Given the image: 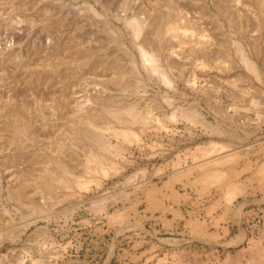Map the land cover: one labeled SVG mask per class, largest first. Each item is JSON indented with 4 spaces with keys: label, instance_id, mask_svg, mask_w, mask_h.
I'll list each match as a JSON object with an SVG mask.
<instances>
[{
    "label": "rangeland",
    "instance_id": "374dc122",
    "mask_svg": "<svg viewBox=\"0 0 264 264\" xmlns=\"http://www.w3.org/2000/svg\"><path fill=\"white\" fill-rule=\"evenodd\" d=\"M228 1L0 0V264H264V0ZM148 9L180 34L140 41L126 19ZM188 17L217 34L204 41L217 60L201 66L181 41L196 34ZM143 47L173 84L142 65ZM43 73L60 82L41 95Z\"/></svg>",
    "mask_w": 264,
    "mask_h": 264
},
{
    "label": "bare ground",
    "instance_id": "6f19581e",
    "mask_svg": "<svg viewBox=\"0 0 264 264\" xmlns=\"http://www.w3.org/2000/svg\"><path fill=\"white\" fill-rule=\"evenodd\" d=\"M98 2H101V0H97ZM202 1V0H201ZM213 1V3H214V5L216 6V8L219 10V11H227V9H226V3H225V0H212ZM227 1V0H226ZM232 1V0H231ZM230 0L228 1V2H231ZM113 2V1H112ZM183 2V1H182ZM233 2V1H232ZM176 3V2H175ZM179 2H177V4H178ZM233 3H235V2H233ZM93 4V3H92ZM159 4V3H158ZM173 4V3H172ZM203 4V3H202ZM95 5V4H94ZM143 5V4H142ZM174 5V4H173ZM176 5V4H175ZM182 5V4H181ZM197 5V4H196ZM160 6V5H159ZM158 6V7H159ZM180 6V5H179ZM193 6V5H192ZM204 6H206L205 4H204ZM91 7L96 11V9L97 8H95V6H93V5H91ZM160 7H162V6H160ZM173 7V6H172ZM176 7V6H175ZM185 7V6H184ZM196 7V6H195ZM153 8V7H152ZM151 8V9H152ZM168 8V7H167ZM174 8V7H173ZM180 8V7H179ZM204 8V7H203ZM141 9V8H140ZM163 9H165V8H163ZM169 9V8H168ZM172 9V8H171ZM170 9V10H171ZM180 9H182V8H180ZM207 10H208V12L210 11V9L209 8H206ZM233 9V8H232ZM237 9V8H236ZM90 10H91V8H90ZM158 10V9H157ZM192 10H193V8H192ZM99 11V10H98ZM142 11V10H141ZM159 11V10H158ZM165 11V10H164ZM163 11V12H164ZM169 11V10H168ZM174 11V10H173ZM177 11V10H176ZM181 11V10H180ZM186 11V10H185ZM194 11V10H193ZM202 11V10H201ZM143 12V14L141 15L140 14V11H137V13H135L136 15H132L131 16V14L129 15V17L130 18H124L123 20H125L126 19V21L128 22V24L132 27V29L134 30V35H135V37L136 36H138V37H141L142 38V40H140V41H146V38L147 37H149V32L151 31H153L156 27L158 28V30H160V29H164V31H172V32H174L175 31V33H174V35L175 36H177V35H179L180 34V32L179 31H181V26H179L180 25V22H178V24H176V23H174V21L173 22H171V23H168V24H166V26L164 27L163 25L165 24V22H166V19H168L169 17H167V16H165V17H163L162 15H159L155 10L153 11V10H150V9H148V10H143L142 11ZM178 12V11H177ZM183 13V12H182ZM186 13V12H185ZM184 13V14H185ZM173 14H176V13H173ZM201 14V13H200ZM213 16H216L217 17V15L216 14H214L213 12L211 13ZM235 14V13H234ZM233 14V15H234ZM165 15V14H164ZM193 15L195 16V13H193ZM187 16H189V15H187ZM187 16H184V17H187ZM197 16V15H196ZM202 16H203V14H202ZM209 17V16H208ZM173 18H174V16H173ZM198 18H199V15H198ZM197 18V19H198ZM175 19V18H174ZM182 19V18H181ZM185 20H187V23H186V25H190V26H193L194 27V31H196V34H195V37L194 36H192L193 38H189V39H181V41H194V42H191V44H193L194 45V47H195V49H194V51H195V53L198 55V56H200L201 57V66H204V65H206L207 63H208V59L210 58V57H212V58H214V59H218V57H219V51H218V48H216V49H211L208 45H206V43L204 42V41H208V39H210L209 41H216V40H213L212 39V37L211 36H209V35H211L212 34V32H213V30L211 31V34H209L208 35V33L207 32H204V33H202L201 32V21H199V20H196L195 21V19H192L191 17L189 18H184ZM200 19V18H199ZM214 19H215V17H214ZM213 20V19H212ZM206 21V20H205ZM216 22L215 23H218V20H215ZM17 22V21H16ZM210 22V21H209ZM221 22V21H220ZM245 22V21H244ZM206 23V22H205ZM127 24V23H126ZM162 24V25H161ZM183 23H181V25H182ZM204 24V23H203ZM219 24V23H218ZM12 25V24H11ZM183 25H185V24H183ZM207 25V24H206ZM213 25V24H212ZM160 26H163V27H161L160 28ZM208 26V25H207ZM210 26V25H209ZM218 26V25H217ZM203 27H204V25H203ZM213 27V26H212ZM156 28V29H157ZM205 28H206V26H205ZM210 28V27H209ZM220 29V28H219ZM149 30V31H148ZM221 32V31H220ZM5 34V33H4ZM7 34V33H6ZM5 34V35H6ZM144 34V35H143ZM186 34V33H185ZM223 34V33H222ZM165 35V34H164ZM171 35V34H170ZM206 36V37H204V36ZM212 35H215L214 33L212 34ZM217 35V34H216ZM215 35V36H216ZM221 36V35H220ZM229 36V35H228ZM157 37V36H156ZM170 37V36H169ZM218 37V36H217ZM254 37V36H253ZM153 38V37H152ZM167 38H168V36H167ZM187 38H188V36H187ZM224 38V37H223ZM231 38V37H230ZM154 39V38H153ZM161 39V38H160ZM171 39H172V37H171ZM170 39V40H171ZM205 39H207V40H205ZM215 39V38H214ZM155 40V39H154ZM165 40H167L166 39V37H165ZM176 40V39H175ZM225 40V39H224ZM150 41V40H149ZM168 41V40H167ZM228 41H229V39H228ZM232 41H237L236 42V44H237V47L239 48V50L241 51V60L243 61V63H244V65H245V67L246 68H248L255 76H258L259 75V66L257 65L258 63H256V61L255 60H253L252 59V57L250 56V54H249V52L247 51V49H246V47L244 46V44L242 43V42H239V41H241V40H239V39H234L233 38V40ZM249 41V40H248ZM152 42H153V40H152ZM170 42V41H169ZM172 42H174V40H172ZM176 42V41H175ZM218 42V41H217ZM225 42V41H224ZM139 43V42H138ZM171 43V42H170ZM180 43H182V42H180ZM215 43V42H214ZM219 43V42H218ZM140 44V43H139ZM226 44H227V42H226ZM11 44L8 42V43H6V42H0V56L1 57H8L10 54H11V49H10V46ZM53 45V44H52ZM137 45V44H136ZM141 45V44H140ZM144 45H145V42H144ZM149 45V44H148ZM168 45V44H167ZM170 45H172V44H169V46ZM176 45V44H175ZM182 45V44H181ZM224 45V44H223ZM151 46V45H150ZM153 46V45H152ZM157 46V45H156ZM168 46V47H169ZM188 46V45H187ZM215 46V45H214ZM224 46H226V45H224ZM223 46V47H224ZM158 47V46H157ZM168 47H166L167 49H168ZM180 47V46H179ZM182 47V46H181ZM47 48V47H46ZM139 48V47H138ZM142 48V47H141ZM159 48V47H158ZM56 48L55 47H53V50H55ZM150 49V48H149ZM173 49V48H172ZM191 49V48H190ZM189 49V50H190ZM220 49V48H219ZM223 50L225 49V48H222ZM154 50V49H153ZM160 50V49H159ZM177 50H179V49H177ZM56 51V50H55ZM177 52V51H176ZM176 52H174V53H176ZM222 52V51H221ZM159 53H161V52H159ZM159 53H157V55L159 54ZM168 53V52H167ZM162 54V53H161ZM177 54V53H176ZM195 54V55H196ZM222 54V53H221ZM155 53H153L152 51H150V50H144V47H143V49H142V51H141V56L142 57H140V58H142V65L144 66V65H146V67L148 66V67H150V70H155V71H157V72H159V73H161V78L165 81V82H167L168 83V85H171V84H173L172 83V78H171V75L167 72L168 70H166V67H164V66H166V65H164L163 66V64H162V62L160 61V58H159V55L157 56ZM164 55V54H163ZM168 55V54H167ZM83 56V57H82ZM175 57V58H174ZM178 57H180V56H178ZM78 58H84V59H88V57H87V55H81V56H79L78 55ZM165 58V57H164ZM176 59V55H174L173 57L171 56V53H170V56H168V59H165V60H170L171 61V63L173 62H175L174 64H177L178 62L179 63H181V61H178L177 59ZM163 60V59H162ZM179 60H181V59H179ZM232 60V59H231ZM233 61V60H232ZM234 62V61H233ZM66 63V62H65ZM188 63V62H187ZM229 63L231 64V62L229 61ZM181 64H183V63H181ZM234 64V63H233ZM231 66V65H230ZM234 67V66H233ZM167 68H168V66H167ZM231 68V67H230ZM41 69V68H40ZM169 69V68H168ZM171 70V69H170ZM181 70V69H180ZM71 71V70H70ZM149 71V70H148ZM151 72V71H150ZM120 73V72H119ZM159 73H157V74H159ZM71 75H70V73L68 72V71H66L64 74H63V79H64V82H65V85L66 86H68L69 85V83H71L72 82V78L71 79H69V77H70ZM160 76V75H159ZM209 76H211V75H209ZM118 77V76H117ZM120 78V77H119ZM212 78H213V76H212ZM33 79L36 81V84L37 85H43L42 86V89L39 91L38 89H37V92L39 93V94H45L46 92H47V88L49 87V86H53L54 85V83H55V81H59L60 82V79H57L56 77H55V75L53 74V73H43V74H41V75H39V74H36V76L34 75L33 76ZM214 79V78H213ZM216 79V78H215ZM195 80V79H194ZM163 81V82H164ZM113 82H114V80H113ZM117 82H119L118 80H117ZM194 82V81H193ZM193 82H191V83H193ZM190 83V82H189ZM188 83V84H189ZM118 84V83H117ZM49 85V86H48ZM115 86V85H114ZM96 87V86H95ZM169 87V86H168ZM172 87V86H171ZM57 88V87H56ZM101 88V87H100ZM16 89V88H15ZM19 89H20V87H19ZM25 89V88H24ZM50 89V88H49ZM92 89V88H91ZM175 89V88H174ZM17 90V89H16ZM94 90V89H93ZM176 90V89H175ZM33 91V90H32ZM58 91H59V95H60V86H59V89H58ZM94 91H96V90H94ZM79 92V91H78ZM18 93V92H17ZM21 94V93H20ZM47 94V93H46ZM8 95V94H7ZM25 96V95H24ZM47 96V95H46ZM94 97V96H93ZM92 97V100H94V102H97V99H95V98H93ZM97 97H99V96H97ZM84 98V97H83ZM18 99V98H17ZM87 100H90V98H88ZM13 101V99L12 100H8V102H4V105L6 104V106H5V111H6V115H8L9 117H12V115L14 114V113H17L18 115H19V110L17 111V109H14V105H13V103L14 102H12ZM82 102V101H81ZM90 102V101H89ZM16 104V103H15ZM97 104V103H96ZM86 105V104H85ZM132 110V109H131ZM133 110H135V109H133ZM60 112V111H59ZM94 109H92V108H90V107H87V108H85L84 109V114H83V116L85 117V120L87 121V122H90V121H92V116L94 115ZM131 113V115H133V117H134V119H136V120H143V118L139 115V114H137V113H135V112H133V111H131L130 112ZM189 113V117H191L192 119H194V120H196V121H203V123H204V121H206V120H204V117L203 116H201V113L200 112H198L197 110H193V111H190V112H188ZM185 115V114H184ZM163 116H165V115H163ZM178 117V116H177ZM39 118V117H38ZM84 120V119H83ZM139 122V121H138ZM207 123V122H206ZM101 126V125H100ZM20 127H23L24 128V125L22 124V125H20ZM12 128V127H11ZM25 128H27V127H25ZM215 173V172H214ZM217 174L221 177V175L222 174H224V172L223 171H218L217 172ZM217 174H215L214 175V177H218V175ZM13 185V187L16 189V192L17 193H25L26 192V188H25V186L26 185H24V182H18V183H12ZM33 184L34 185H36V186H38V185H40V186H45V187H47L49 184H50V178L48 177V176H46L45 175V173L43 174V173H41V174H39L36 178H35V180H34V182H33ZM83 184V183H82ZM45 194V193H44Z\"/></svg>",
    "mask_w": 264,
    "mask_h": 264
}]
</instances>
